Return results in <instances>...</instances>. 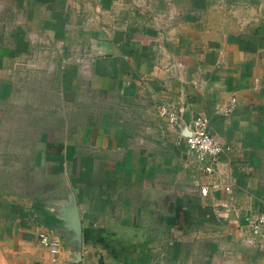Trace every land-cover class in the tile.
<instances>
[{"label": "crops", "instance_id": "crops-1", "mask_svg": "<svg viewBox=\"0 0 264 264\" xmlns=\"http://www.w3.org/2000/svg\"><path fill=\"white\" fill-rule=\"evenodd\" d=\"M161 105L209 119L214 174ZM5 147L59 186L0 180V264H264V0H0Z\"/></svg>", "mask_w": 264, "mask_h": 264}, {"label": "built area", "instance_id": "built-area-1", "mask_svg": "<svg viewBox=\"0 0 264 264\" xmlns=\"http://www.w3.org/2000/svg\"><path fill=\"white\" fill-rule=\"evenodd\" d=\"M234 106V101L227 112ZM159 116L164 121L165 131L168 133L180 132L181 140L185 146L187 163L198 172L214 174L220 162L223 152L221 143L210 133L209 119L206 116L193 118L187 123L182 121V112L169 105H161L158 108ZM183 124V125H182ZM178 129L180 131H178ZM226 190H230L226 187ZM208 187L202 186L200 192L203 196L208 194ZM248 224L259 229L264 227V213L247 218ZM40 242L48 248L51 254L59 256L62 251L60 241L45 233L39 235ZM55 263V260H54ZM57 264H87L83 261L58 262Z\"/></svg>", "mask_w": 264, "mask_h": 264}, {"label": "rangeland", "instance_id": "rangeland-1", "mask_svg": "<svg viewBox=\"0 0 264 264\" xmlns=\"http://www.w3.org/2000/svg\"><path fill=\"white\" fill-rule=\"evenodd\" d=\"M39 149V148H38ZM2 150L9 151L10 153H6L4 156L3 153L0 154V180L4 181L6 184H11L13 183H24V182H31L30 184L35 186L37 191H41L42 188L45 186H51L53 188H58L59 183L56 182V180H52L50 178L46 179L44 178L43 174L45 172V167L44 164H41L38 162L35 165V167H32L33 165L31 164L30 167V172H29V164L27 163H19L15 160L13 161L12 157V147H5V148H0V151ZM39 156V153H38ZM42 159V157H41ZM28 174L31 175V178H23L24 176H27Z\"/></svg>", "mask_w": 264, "mask_h": 264}]
</instances>
